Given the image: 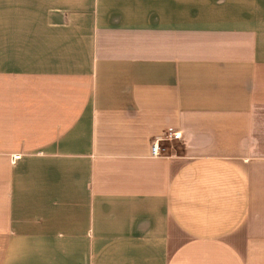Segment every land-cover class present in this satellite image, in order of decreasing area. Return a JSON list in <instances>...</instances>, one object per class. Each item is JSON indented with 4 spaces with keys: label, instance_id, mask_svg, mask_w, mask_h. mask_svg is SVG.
<instances>
[{
    "label": "crops",
    "instance_id": "1",
    "mask_svg": "<svg viewBox=\"0 0 264 264\" xmlns=\"http://www.w3.org/2000/svg\"><path fill=\"white\" fill-rule=\"evenodd\" d=\"M0 264H264V0H0Z\"/></svg>",
    "mask_w": 264,
    "mask_h": 264
},
{
    "label": "built area",
    "instance_id": "2",
    "mask_svg": "<svg viewBox=\"0 0 264 264\" xmlns=\"http://www.w3.org/2000/svg\"><path fill=\"white\" fill-rule=\"evenodd\" d=\"M181 139H182L181 133L170 128L167 131L163 140L157 139V140L153 141V143H152V155L157 157V156H161L165 152V149L160 144L162 141H177V140H181ZM17 158H18V156L15 159H17Z\"/></svg>",
    "mask_w": 264,
    "mask_h": 264
}]
</instances>
